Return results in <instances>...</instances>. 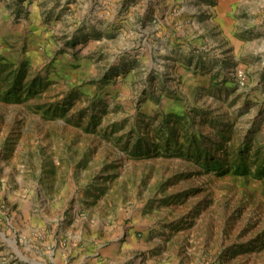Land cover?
Listing matches in <instances>:
<instances>
[{"label": "rangeland", "instance_id": "rangeland-1", "mask_svg": "<svg viewBox=\"0 0 264 264\" xmlns=\"http://www.w3.org/2000/svg\"><path fill=\"white\" fill-rule=\"evenodd\" d=\"M0 264H264V0H0Z\"/></svg>", "mask_w": 264, "mask_h": 264}, {"label": "crops", "instance_id": "crops-1", "mask_svg": "<svg viewBox=\"0 0 264 264\" xmlns=\"http://www.w3.org/2000/svg\"><path fill=\"white\" fill-rule=\"evenodd\" d=\"M235 11V7H232V12H234ZM257 10L256 9H253V8H251L250 10H249V13H247V14H251V15H253V16H255V20H253L252 22H253V24H251V25H253L252 27H253V29H256V27H257V22H258V19H261V17H262V15H256V12ZM260 14V13H259ZM31 18L30 19H32V13H30V15H29ZM252 17V16H251ZM223 21H220L219 20V23L222 25H225L227 28H229L230 27V23H231V20H230V18L228 17V22L226 21V18L225 19H222ZM225 20V21H224ZM36 21V20H35ZM35 21L34 20H30L29 21V26H31L30 24H33V23H35ZM233 22V21H232ZM259 23H260V21H259ZM219 24V26H221ZM232 24V23H231ZM222 25V26H223ZM222 26H221V28H222ZM229 26V27H228ZM224 27V26H223ZM226 28V29H227ZM220 33H222L221 34V36H222V39H221V42H222V45H223V47L226 49L227 47H228V49L229 50H235L234 52L235 53H237V50H238V39H235L233 36H231V35H229V33L227 34L224 30H221V32ZM258 41H260V38H258L257 40H254V43L256 44ZM224 44L226 45V46H224ZM257 47H258V43H257V45H254L253 47H252V49H251V52H255L256 51V49H257Z\"/></svg>", "mask_w": 264, "mask_h": 264}, {"label": "built area", "instance_id": "built-area-1", "mask_svg": "<svg viewBox=\"0 0 264 264\" xmlns=\"http://www.w3.org/2000/svg\"><path fill=\"white\" fill-rule=\"evenodd\" d=\"M237 79H238L240 84H242V85L244 84L245 78H244L242 73H237Z\"/></svg>", "mask_w": 264, "mask_h": 264}]
</instances>
